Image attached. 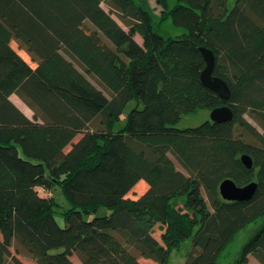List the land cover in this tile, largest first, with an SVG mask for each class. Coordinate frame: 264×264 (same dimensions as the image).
<instances>
[{
  "label": "trees",
  "instance_id": "1",
  "mask_svg": "<svg viewBox=\"0 0 264 264\" xmlns=\"http://www.w3.org/2000/svg\"><path fill=\"white\" fill-rule=\"evenodd\" d=\"M154 1L160 20L186 32L162 36L133 0H0V264H75L72 255L80 264H168L189 237L184 264H220L258 218L233 264L249 254L264 264V0ZM200 46L213 51L227 100L201 82ZM222 104L231 120L176 126ZM225 178L257 187L248 200H226ZM140 180L147 189L127 196ZM55 187L70 204L64 226L53 194L39 193ZM101 205L110 212L84 217Z\"/></svg>",
  "mask_w": 264,
  "mask_h": 264
},
{
  "label": "rangeland",
  "instance_id": "2",
  "mask_svg": "<svg viewBox=\"0 0 264 264\" xmlns=\"http://www.w3.org/2000/svg\"><path fill=\"white\" fill-rule=\"evenodd\" d=\"M133 2L135 4L144 6V7L149 9V11L151 12V15H152L154 28L162 36H164V37L177 36V35H181L182 33L186 32V29L184 27L177 26V25L173 24L170 18L160 20V6H158L154 0H133ZM173 2H174V0H171L170 5H172ZM232 2L233 1L231 0L230 5H232ZM102 5L105 9H107V7L104 4H102ZM113 17L115 19H117V17L115 15H113ZM88 26H89V24H88ZM135 38L138 42L141 43V38L138 35H136ZM14 45L17 47L16 43L13 41V46ZM134 105H135L134 101H129L127 103V105L125 106L123 114H126L131 108L134 107ZM137 106L139 108H141L142 103L139 101ZM209 113H210V111L207 109H198L195 112L188 113V114L184 115L183 118L181 119V121H179L176 124V126L179 128L196 126L205 120H210V114ZM122 117H123V115H122ZM122 117L120 120H118L115 123V126H114L115 129H119L124 125L125 121ZM246 118L250 122L255 124L254 121L250 117L246 116ZM79 137H80V135H77L73 139V141H76ZM69 148H70V145H68L64 150L66 151ZM146 189H147V184L144 183L143 180H140L128 192L127 196H129L131 198H136L139 195H141ZM39 193L41 195H46L49 193L53 194V197L55 198V200L57 202V205L55 207V218H56V220L60 226H64V218L62 215V211L69 208L70 204L63 197L59 187H55L54 190H50V191H45L43 189H39ZM109 212H110L109 207H107L105 205H101L98 207L96 212H93L90 214H84V217L86 219H90L95 215H104V214H107ZM262 221L263 220L261 218H258L257 220L248 223L244 228L239 230L236 233V235L234 236V238L228 243V245L225 247V249L220 254V256L218 258L219 263L220 264H233L236 257L240 253L243 245L256 232L257 228L260 226ZM160 232H161L160 227H156L154 229L153 234L156 238H159ZM0 238H1V236H0ZM10 250H11V253L14 254L13 247H10ZM192 250H193V245L191 242V237H189V238L185 239L178 248H173L171 250V252L169 254V258H168V264H184L188 258L189 253ZM249 257H250L251 261L248 264L258 263L256 258L252 254H249ZM71 259L75 262L78 261V258L76 257V255H72ZM24 261L27 264H31V261H29V260L24 259ZM141 262L143 264H156L155 262H152L150 260L148 261V259H144V258H141Z\"/></svg>",
  "mask_w": 264,
  "mask_h": 264
},
{
  "label": "water",
  "instance_id": "3",
  "mask_svg": "<svg viewBox=\"0 0 264 264\" xmlns=\"http://www.w3.org/2000/svg\"><path fill=\"white\" fill-rule=\"evenodd\" d=\"M199 50L204 58L205 67L200 73L201 82L217 93L221 99L227 100L230 97V88L219 76L213 74L215 56L213 51L205 46H200ZM210 120L213 122H225L232 119V110L227 104L216 106L210 110ZM241 160L246 167H251L252 161L249 155L242 154ZM257 187L255 181H250L244 185H237L232 179L225 178L219 184V192L226 200H248L252 197Z\"/></svg>",
  "mask_w": 264,
  "mask_h": 264
},
{
  "label": "crops",
  "instance_id": "4",
  "mask_svg": "<svg viewBox=\"0 0 264 264\" xmlns=\"http://www.w3.org/2000/svg\"><path fill=\"white\" fill-rule=\"evenodd\" d=\"M11 45L13 46V40L11 41ZM17 45V44H16ZM18 53L27 61L29 62V64L31 66H35V62H33L30 57L28 56V54L23 50L20 49L18 47H16L15 45L13 46ZM9 98L11 99V101L29 118L33 117V110L15 93L10 94ZM149 261V259H148ZM151 261V260H150ZM251 259L250 257H248V263H250ZM153 262V261H152ZM75 264H80L79 260L77 262L74 261ZM258 264V263H256Z\"/></svg>",
  "mask_w": 264,
  "mask_h": 264
}]
</instances>
